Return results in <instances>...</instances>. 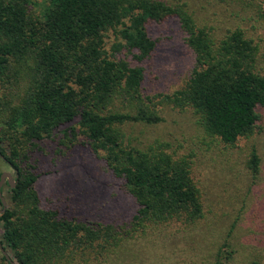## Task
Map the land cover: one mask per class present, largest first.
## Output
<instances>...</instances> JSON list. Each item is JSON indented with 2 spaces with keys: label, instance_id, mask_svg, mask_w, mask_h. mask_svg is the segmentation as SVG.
<instances>
[{
  "label": "trees",
  "instance_id": "obj_1",
  "mask_svg": "<svg viewBox=\"0 0 264 264\" xmlns=\"http://www.w3.org/2000/svg\"><path fill=\"white\" fill-rule=\"evenodd\" d=\"M258 14L264 20V9ZM172 18L193 66L179 89L146 94L143 63L156 48L147 26ZM258 56L244 30L216 37L180 0H0V156L17 174L9 207L0 215V243L10 259L107 263L125 240L199 220L202 196L189 157L160 142L133 145L125 128L160 122L159 107L169 105L191 110L205 133L225 145L251 137L257 110L264 108ZM58 131L62 139L87 146L120 180L136 205L130 223L76 221L42 207L34 188L39 176L23 163L37 142ZM260 162L251 149L247 167L253 178Z\"/></svg>",
  "mask_w": 264,
  "mask_h": 264
},
{
  "label": "rangeland",
  "instance_id": "obj_2",
  "mask_svg": "<svg viewBox=\"0 0 264 264\" xmlns=\"http://www.w3.org/2000/svg\"><path fill=\"white\" fill-rule=\"evenodd\" d=\"M180 1L186 2L197 23L211 27L216 37L235 28L244 30L259 47L258 68L264 73V20L258 14L264 2ZM147 32L156 48L153 58L143 63L144 92L171 93L188 78L192 55L176 19L150 23ZM111 42L112 38L107 48ZM257 112L254 134L234 145L208 136L191 110L169 105L159 107L158 123L128 125L125 132L131 144L144 147L160 142L168 151L189 157L192 176L201 191L203 216L191 225L172 223L155 228L148 236L125 240L111 259L101 264H264V108ZM61 137L58 131L53 138L37 142L23 163L39 176L34 188L42 207L76 221L130 223L136 205L122 191L120 180L87 146ZM251 149L261 161L256 178L247 167ZM5 172L14 181V169L0 158V175ZM10 189L4 182L1 194L6 208ZM2 233L0 224V238ZM225 250L232 251L230 257L224 256ZM0 264L6 262L0 259Z\"/></svg>",
  "mask_w": 264,
  "mask_h": 264
},
{
  "label": "water",
  "instance_id": "obj_3",
  "mask_svg": "<svg viewBox=\"0 0 264 264\" xmlns=\"http://www.w3.org/2000/svg\"><path fill=\"white\" fill-rule=\"evenodd\" d=\"M1 157V156H0ZM2 158V157H1ZM16 172V171H15ZM17 176V174H16ZM4 182H7L8 185L11 186V188H14L15 187V182L13 181L12 179V175L8 172H5V173H2L0 175V203L2 205V209H0V215L4 214V212L6 211V202L4 200V198L2 197V194H1V187L3 185ZM0 252L2 254V256L6 259V261L9 263V264H17L15 262H13L9 255L7 254V252L4 250L2 244L0 243Z\"/></svg>",
  "mask_w": 264,
  "mask_h": 264
},
{
  "label": "flooded vegetation",
  "instance_id": "obj_4",
  "mask_svg": "<svg viewBox=\"0 0 264 264\" xmlns=\"http://www.w3.org/2000/svg\"><path fill=\"white\" fill-rule=\"evenodd\" d=\"M11 166V165H10ZM12 167V166H11ZM13 168V167H12ZM14 169V168H13ZM14 172H15V169H14ZM16 178H17V176H16V172H15V176H14V182L16 183ZM7 183V182H6ZM8 185V184H7ZM9 187H11L10 185H8Z\"/></svg>",
  "mask_w": 264,
  "mask_h": 264
}]
</instances>
